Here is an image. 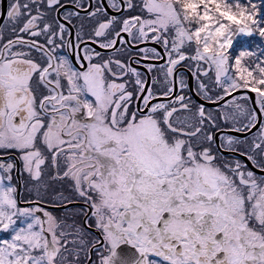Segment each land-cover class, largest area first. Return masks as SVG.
Segmentation results:
<instances>
[{
    "label": "flooded vegetation",
    "instance_id": "af4514ba",
    "mask_svg": "<svg viewBox=\"0 0 264 264\" xmlns=\"http://www.w3.org/2000/svg\"><path fill=\"white\" fill-rule=\"evenodd\" d=\"M161 5L0 0V157L32 264H264L263 104L207 114L230 81L171 55Z\"/></svg>",
    "mask_w": 264,
    "mask_h": 264
},
{
    "label": "rangeland",
    "instance_id": "374dc122",
    "mask_svg": "<svg viewBox=\"0 0 264 264\" xmlns=\"http://www.w3.org/2000/svg\"><path fill=\"white\" fill-rule=\"evenodd\" d=\"M161 2L158 19L152 18L151 26L164 32L169 40L168 47L172 48L171 55L175 57L179 53V56L186 58L188 62L202 63L204 66L201 70L205 73L203 72L201 78L208 77L209 80L212 77L219 78L220 81L223 80L218 81L219 84L227 83L229 79L230 84L222 95L228 97L239 90H249L259 97L257 102L262 103L264 0H161ZM201 92L209 95L212 88L201 89ZM241 98L244 100L245 96L243 94L234 96L229 99L231 103L220 109H226L228 105L234 106L242 100ZM207 100L208 103L214 101L209 97ZM216 107L218 106L203 109L210 114L214 112L212 108ZM2 154L0 151V156ZM1 160L5 159H0V264H32L31 259L36 254L32 245L34 243L32 223L27 224L25 230H20L18 223L22 220L21 212L13 204V201H17L15 196L17 178L15 180L13 176L15 167L7 168L8 162ZM52 220L54 222L57 219ZM24 222L28 223L26 220Z\"/></svg>",
    "mask_w": 264,
    "mask_h": 264
},
{
    "label": "water",
    "instance_id": "95a60500",
    "mask_svg": "<svg viewBox=\"0 0 264 264\" xmlns=\"http://www.w3.org/2000/svg\"><path fill=\"white\" fill-rule=\"evenodd\" d=\"M241 94H248V95L251 97L253 107H254L255 111L257 112V114H258V117H259V123H260V122H261V113H260L259 109L257 108V106H256V104H255V98H254L255 95H254L251 91H249V90H239V91H237V92H235V93H232L230 96L226 97L222 102H219V103H217V104H209L208 106H210V107H213V106H219V105H221L223 102H225V101H227V100L233 98L234 96L241 95ZM202 103H203V102H202ZM204 104L207 105V103H204ZM253 132H254V130H251V131H250L249 133H247L246 135H249V134H251V133H253ZM246 135H243V136H246ZM17 179H18V190H17V195H16V197H17V200H18V202H19V201H20V188H21V182H20V178H19V169H17Z\"/></svg>",
    "mask_w": 264,
    "mask_h": 264
},
{
    "label": "trees",
    "instance_id": "16d2710c",
    "mask_svg": "<svg viewBox=\"0 0 264 264\" xmlns=\"http://www.w3.org/2000/svg\"><path fill=\"white\" fill-rule=\"evenodd\" d=\"M250 89H251V88H250ZM262 103H263L262 108H263V110H264V100H262ZM13 204L15 205V207H18L17 204H16V201H13ZM14 205H13V207H14Z\"/></svg>",
    "mask_w": 264,
    "mask_h": 264
}]
</instances>
